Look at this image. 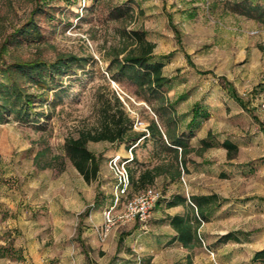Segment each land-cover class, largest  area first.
Instances as JSON below:
<instances>
[{
    "label": "rangeland",
    "instance_id": "rangeland-1",
    "mask_svg": "<svg viewBox=\"0 0 264 264\" xmlns=\"http://www.w3.org/2000/svg\"><path fill=\"white\" fill-rule=\"evenodd\" d=\"M237 1L0 0L1 80L5 61H54L70 54L87 59L57 78L63 90L55 102L57 90L51 88L34 103L29 120L12 117L0 124V245L17 239L26 254L2 256L0 264H264L253 260L264 247V21L234 9ZM252 1L264 5V0ZM117 7L130 10L117 16ZM33 18L42 33L40 41L12 43L14 29ZM132 29L144 30L155 43L153 57L166 63L164 72L174 79L169 95L173 100L184 97L182 109L217 88L236 93L250 109L218 112L205 121L201 136L222 139L231 134L240 143L233 160L217 166L221 148L192 149L180 163L179 177L158 176L155 187L163 197L146 223L119 220L137 189L118 194L116 223L104 239L105 211L117 198L112 158L125 159L131 147L137 161L128 162L129 170L138 163L176 165L172 154L154 155L152 140L89 141L99 170L87 181L65 150L68 137L99 124L102 102L113 98V92L135 121L143 122L135 124V131L144 132L156 118L132 84L113 80L107 70L113 53L122 58V51L130 48L125 33ZM30 90L41 92L33 86ZM212 95L220 107L223 100ZM181 129L192 136L188 125L181 124ZM199 138L194 139L197 144ZM177 192H214L221 198L220 207L199 227L200 241L191 247L152 237L174 232L154 220L184 210L182 205H167ZM131 222L136 223L130 227ZM137 227L146 236H135ZM230 231L239 238L222 240Z\"/></svg>",
    "mask_w": 264,
    "mask_h": 264
},
{
    "label": "trees",
    "instance_id": "trees-1",
    "mask_svg": "<svg viewBox=\"0 0 264 264\" xmlns=\"http://www.w3.org/2000/svg\"><path fill=\"white\" fill-rule=\"evenodd\" d=\"M35 9L45 10L42 6H37ZM234 9L264 21V5L259 2L238 0ZM126 10L130 9L122 7L115 9L117 16H122ZM113 18L119 20L122 17ZM125 34L129 39L130 48L122 51V53L125 52L122 58L119 57V53H113L107 70L113 80L132 84L135 87V94L152 108L156 118H152L149 123V133L135 131L134 117L129 113L121 98L113 92V98L109 97L102 102L99 124L94 129L82 131L77 137H68L65 150L79 172L87 181H91L97 176L99 160L88 148L89 141L136 143L139 138L143 137L145 142L152 140L154 155L159 157L163 152L172 154L176 165L172 163L169 167L160 162L138 163L136 169H130L129 173L132 187L139 192L147 187L155 186L157 177L162 174L169 175L173 180L181 175L180 163L186 162V155L192 150L191 136L180 130L177 104L182 97L172 100L169 96V85L172 78L164 72L166 63L163 60H155L153 57L155 43L147 39L146 32L142 29H132ZM10 36L12 43L22 45L25 42L40 41L42 33L33 18L26 25L15 28ZM86 60L85 57L70 54L59 56L54 61H47L43 58L5 61L2 67L3 79H0V124L9 121L12 117L17 120H29L34 103L40 102L43 97L42 93L48 92L47 90L51 88L57 90L53 100L55 102L59 92L63 90L57 78L62 73L73 70L74 65H82V62ZM31 86L41 92H31ZM234 96L242 102L236 93ZM193 114L192 120L200 117L206 118L210 115L209 112L199 111V107L194 109ZM210 145V142L203 140V146ZM222 145L229 149L230 157L238 152V146L229 140L224 141ZM133 159L137 161L135 156ZM191 200L196 206L180 193L173 194L166 200L169 207L178 204L185 205L184 213L172 215L169 219L176 232L172 240H178L189 247L200 241L198 231L202 221L207 220L219 207L216 194L194 195ZM87 213H89V207L85 215ZM234 238H239L235 231H230L221 237L225 241ZM1 250L3 253H9L10 249L3 247ZM253 260H264V247L255 252Z\"/></svg>",
    "mask_w": 264,
    "mask_h": 264
},
{
    "label": "crops",
    "instance_id": "crops-1",
    "mask_svg": "<svg viewBox=\"0 0 264 264\" xmlns=\"http://www.w3.org/2000/svg\"><path fill=\"white\" fill-rule=\"evenodd\" d=\"M173 82H174V79H172V81H171V83L169 85V91L171 89V86H172ZM226 90L222 91L221 89H218V88L217 89H212V90L206 92V94L204 96L200 97L199 99H196L193 102V104L187 109H182L183 105H182L181 102H183V100H184L183 96H182V98L179 100V102L177 104L178 117L180 119V125L181 124H185L186 126L188 125V128L190 129V131L192 130V136H191V139H190V144H191V148L193 149V151H195L196 149H199V148L201 150H209V149H212L214 147L221 148V150H222L221 152L223 154V158L220 161L217 162V166L224 165L223 162H225V161L226 162H230L231 160H233L235 155L240 150V143L235 141L233 139V135H231V134H226L224 136V138H222V139H220L219 137H217V139H213L212 137H206L205 135L201 136V134H202V132H203L205 126H206L205 125L206 124L205 121L210 119L211 117H214L215 114L218 113V112H227V111H229L231 113V112H233L235 110L237 112L246 113L250 109V103L244 101L242 98H241V100H242V102H241L240 100H238L237 97L234 96V94H231V93H229L228 90L227 91ZM212 94H218V96L221 97V100H223V102L220 103V107L217 108L216 107L217 106L216 102L212 101V98H215V97H211V96H215V95H212ZM179 97H176V99L179 98ZM171 99L173 100L172 97H171ZM196 107H199V111L209 112L210 115L208 117H206V118L200 117V118H197L196 120H192L193 115H194L193 114L194 113V109ZM185 119H188V120L185 121ZM181 130L185 131V129H181ZM207 133H209V129H208V131H206V134ZM211 136H213V135H211ZM196 138H199V140H200L198 144L194 141V139H196ZM143 139H145V138L143 137ZM203 140H207L208 142L211 143V145L207 146V147L203 146ZM226 140H229V141L235 143L238 146V152L236 154H234V156H232V157L229 156V149L222 145V143L224 141H226ZM129 149H130L131 152H130V154L124 155L125 159H122V157H120L119 155H118V157L121 158L122 160H127L128 162H131V160H133V158H134V154H133L132 148L130 147ZM129 155H131V156H129ZM127 166L129 167V165H127ZM111 168H112V165H111ZM223 170H224L223 168L220 169L218 171V174H221L223 172ZM156 181H157V179H156ZM155 185H156V182H155ZM120 188L121 187H120V185H119V183L117 181L116 182V186H115V192L117 194V198L115 197L114 204H117L118 194H120ZM131 189H132V184H131L129 190H131ZM177 193H180V192H177ZM174 194H176V193H174ZM180 194L185 195L188 198L189 202L192 203L194 206H196V205L191 200L192 196H194V195H212V194H216L218 196L219 207H220V204H221V200H220L221 198H220L219 194L218 193H214V192H209V193H205V194H194L193 193L191 195H186L184 193H180ZM98 204H100V203H98ZM180 205H182L183 207L185 206L184 204H178V205H175V207H178ZM185 211H186V208H184V210H180V211L177 210L172 215L184 213ZM214 212L215 211H213V213ZM197 214H198V212H197ZM172 215H169V216H166V217H163L161 219L154 220V221H156L157 224H164L165 223L166 226H169V227L173 228L171 226V224H170V219H169L170 216H172ZM135 223L136 222L128 223V226L132 227ZM152 224H153V221H152ZM86 233L88 234V231ZM143 233L144 232H142L139 227L134 229V235L135 236H139V238H140V236L141 237L146 236ZM175 233L176 232L174 230L172 235H170L168 237H165L163 233H156L152 237H153V239L160 240V241H162V239L171 240L174 237ZM19 245L21 246V244H18L17 239L15 240V242L14 241H9V242L5 241L4 244L0 245V257H2V256L6 257V256H9V255H11V256L20 255V253H22V251H21V248H20ZM3 247H7L8 249H10L9 253H7V252L3 253L2 250H1V248H3ZM22 254L24 256H26L25 252H23Z\"/></svg>",
    "mask_w": 264,
    "mask_h": 264
},
{
    "label": "built area",
    "instance_id": "built-area-1",
    "mask_svg": "<svg viewBox=\"0 0 264 264\" xmlns=\"http://www.w3.org/2000/svg\"><path fill=\"white\" fill-rule=\"evenodd\" d=\"M135 124L142 125L143 122L138 118L136 119ZM144 130L149 133L147 127H145ZM127 163V160H122L118 156L113 157L111 160L112 168L116 173L117 181L121 187L120 194L122 196L129 193V188L131 186V178ZM162 197V192L155 186H150L134 193L127 198L125 208L118 216L119 220L123 222L140 221L141 223H146ZM116 207L117 204H114L105 211L107 220L106 227L102 234L104 239L108 237L112 226L116 223V215L114 214Z\"/></svg>",
    "mask_w": 264,
    "mask_h": 264
}]
</instances>
